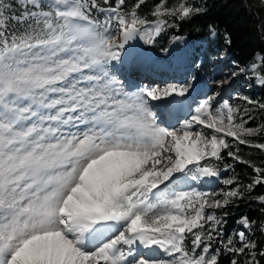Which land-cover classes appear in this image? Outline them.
Returning a JSON list of instances; mask_svg holds the SVG:
<instances>
[{"label": "snow or ice", "instance_id": "obj_1", "mask_svg": "<svg viewBox=\"0 0 264 264\" xmlns=\"http://www.w3.org/2000/svg\"><path fill=\"white\" fill-rule=\"evenodd\" d=\"M145 5L0 0V264H221L222 255L264 264L253 238L264 222L242 216L244 230L226 236L227 213L216 211L250 200L264 213V194L253 196L264 159L240 148L264 157V123L250 126L264 103L241 97L253 106L241 108L212 91L178 126L158 123L183 106L192 82L126 90L117 65L131 42L151 45L206 9L196 0ZM237 69L210 86L240 74L264 86V56ZM226 158L251 169L246 184L222 178L235 169ZM212 178L224 187L195 186Z\"/></svg>", "mask_w": 264, "mask_h": 264}, {"label": "rangeland", "instance_id": "obj_2", "mask_svg": "<svg viewBox=\"0 0 264 264\" xmlns=\"http://www.w3.org/2000/svg\"><path fill=\"white\" fill-rule=\"evenodd\" d=\"M174 36H180L181 39L173 42L172 38ZM215 36L210 32L207 38H189L186 35L168 33L166 31L158 36L156 41L151 45L145 44L143 41L137 39L131 42L130 46H126L125 54L122 57L124 61L121 71L122 74L117 72L115 75L125 81L126 90H128V86L150 87L151 85L163 87L170 83L184 84L189 81L192 82L189 96L187 98H180L185 100L186 108L182 109L185 112L183 111L184 113L179 119L170 121L169 123L166 121L163 126H178L183 119L188 118L189 111H194L195 106L202 99L206 98V96L210 95L212 91L220 92V96L217 97L218 100L228 99L231 103L239 105L241 108L245 106L252 108L253 106L246 105L244 100L240 98L248 97L252 100H258L257 88L260 84L255 79L240 74L232 77L229 83L222 89H216L215 86H210V82L214 79H221L228 76L230 70L238 71L237 65L243 67L254 58L258 59L260 55L255 54L246 64L228 59V55L223 46L208 43V40L214 39ZM160 46L162 48H157ZM176 51L181 54V57H177ZM131 58L134 59L131 61ZM132 62L139 64V66H142L140 65L141 63L152 64V66L158 65L162 67L161 69L163 71L156 70L151 72L153 73V79H151L141 78L137 70H133V73L130 75L134 77L135 83L129 85L126 83V80L131 70ZM193 77L195 78L194 80H192ZM250 114L253 116L254 110ZM161 118L162 114L158 113V123L161 122ZM255 124L256 121L253 118L250 121V126L255 127ZM221 176L222 178H228L233 175L231 170H229L228 172H222ZM195 186L202 187V189L206 190H219L224 187L223 184L215 181V178H212V182L210 183H202L201 185ZM216 211L218 212V209ZM237 230H244L239 223L234 230L227 234L226 232L224 233L226 236H230Z\"/></svg>", "mask_w": 264, "mask_h": 264}, {"label": "trees", "instance_id": "obj_3", "mask_svg": "<svg viewBox=\"0 0 264 264\" xmlns=\"http://www.w3.org/2000/svg\"><path fill=\"white\" fill-rule=\"evenodd\" d=\"M133 2L134 0H127L128 4ZM157 2L158 0H146V5L142 6L143 13L149 12ZM196 3L206 9L204 14L196 17L191 23L182 24L179 31L168 29V33L186 35L189 38H207L210 33L208 26L212 25L216 29V36L208 40V43L223 46L228 59L246 64L255 54L264 56V39L261 38L260 32V23H264V7L261 6L260 0H196ZM243 5H247V9ZM225 34L230 38V44L225 42ZM257 89V99L264 103V86L260 85ZM253 118L256 126L264 123V112L255 109ZM257 139L259 142H264V139ZM240 148L241 155L246 159H251L257 164L264 159L258 154V150L244 145ZM226 162L235 164L234 171L231 170L232 175L239 176L240 180L246 184L250 178L251 169L229 158H226ZM260 194H264V187H257L253 192V196ZM218 213L222 216L227 213L223 216L225 221L223 231L226 234L238 226V220L242 216H248L257 224L264 222V213L260 211V205L250 200L240 201L238 206L218 209ZM253 238L257 240L258 245L264 246V235L256 232ZM221 264H230L227 255L221 256Z\"/></svg>", "mask_w": 264, "mask_h": 264}, {"label": "bare ground", "instance_id": "obj_4", "mask_svg": "<svg viewBox=\"0 0 264 264\" xmlns=\"http://www.w3.org/2000/svg\"><path fill=\"white\" fill-rule=\"evenodd\" d=\"M176 53V55H177V57H181V54L178 52V51H176L175 52ZM173 58V57H172ZM132 59H134V58H131V61H132ZM148 65V66H147ZM147 65H144V66H146L145 68L146 69H143V70H138V68L140 67L139 66V64H136L135 62H132V65H131V70L129 71V75H128V77H127V80H126V83L127 84H129V85H133L134 83H135V79H133L134 77H132L130 74L131 73H133L132 71L133 70H137V73L139 74V77H141V78H151V79H153V73H151V72H153V70L154 71H156L157 69H158V71H163L161 68L162 67H160V66H158V65H154V66H152V64H147ZM156 66V67H155ZM137 67V68H136ZM119 69H120V71H118V73H120V74H122V65H119ZM160 71V72H161ZM156 74V73H155ZM155 78V77H154ZM128 86V85H127ZM150 87H152L151 85H150ZM153 103H163L162 101L161 102H153ZM186 108V104L184 103L183 104V106H181V107H179V112H178V114L177 115H175L172 119H171V121H175V120H177V119H179L180 118V116L181 115H183V113L185 112L184 110H182V109H185ZM184 111V112H183ZM163 121H168V123L170 122L169 120H163Z\"/></svg>", "mask_w": 264, "mask_h": 264}]
</instances>
